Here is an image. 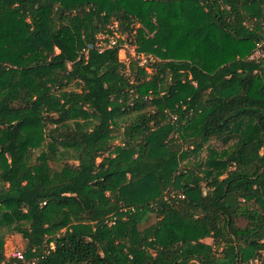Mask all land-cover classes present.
<instances>
[{
  "label": "trees",
  "instance_id": "trees-1",
  "mask_svg": "<svg viewBox=\"0 0 264 264\" xmlns=\"http://www.w3.org/2000/svg\"><path fill=\"white\" fill-rule=\"evenodd\" d=\"M113 20L155 60L126 64L121 38L100 50ZM8 234L20 254H5ZM253 258L264 0H0V264Z\"/></svg>",
  "mask_w": 264,
  "mask_h": 264
},
{
  "label": "built area",
  "instance_id": "built-area-1",
  "mask_svg": "<svg viewBox=\"0 0 264 264\" xmlns=\"http://www.w3.org/2000/svg\"><path fill=\"white\" fill-rule=\"evenodd\" d=\"M122 30V26H120L116 20L110 21L107 25V30L97 34L95 45L102 50L104 48L115 46L118 39L121 38L124 39V41L120 45L118 58L125 61L126 64H128L131 60H134L140 66H146L148 65V62L155 60V58L150 54L145 52H136L133 42L124 38ZM255 54H258V50ZM46 248L47 247L45 246L44 249ZM254 261H257V259L253 258L245 264H250Z\"/></svg>",
  "mask_w": 264,
  "mask_h": 264
},
{
  "label": "rangeland",
  "instance_id": "rangeland-1",
  "mask_svg": "<svg viewBox=\"0 0 264 264\" xmlns=\"http://www.w3.org/2000/svg\"><path fill=\"white\" fill-rule=\"evenodd\" d=\"M143 4L145 6L147 3H143ZM136 27L142 28V31H143L144 34H146V36H152V34H153L152 32H149L147 30L145 24H143L142 21H139V22L137 21ZM133 45L135 46L136 52H145V51H138L136 49V44L134 42H133ZM145 53H147V52H145ZM147 54L152 55L151 53H147ZM112 142L114 144L121 143V130H120V128H115V130L113 131ZM210 143L219 146V143L216 140H212ZM206 153H207V149L205 147H202V149L199 150L196 154L188 155L183 160V162H188L189 160L190 161H193V160L199 161L200 159H203L206 156ZM250 189H251V185L248 184L246 186V192H248ZM204 240L207 241V242H210L211 239L210 238H205ZM24 244H25V241L20 235H18V234H8L6 236L5 243H4V252H5V254L7 256L18 255V254H20L22 252Z\"/></svg>",
  "mask_w": 264,
  "mask_h": 264
}]
</instances>
